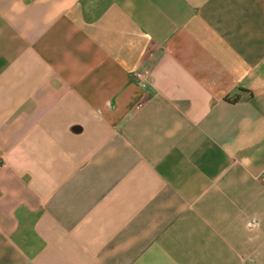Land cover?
I'll use <instances>...</instances> for the list:
<instances>
[{
  "label": "crops",
  "instance_id": "obj_1",
  "mask_svg": "<svg viewBox=\"0 0 264 264\" xmlns=\"http://www.w3.org/2000/svg\"><path fill=\"white\" fill-rule=\"evenodd\" d=\"M0 264H264V0H0Z\"/></svg>",
  "mask_w": 264,
  "mask_h": 264
},
{
  "label": "built area",
  "instance_id": "obj_2",
  "mask_svg": "<svg viewBox=\"0 0 264 264\" xmlns=\"http://www.w3.org/2000/svg\"><path fill=\"white\" fill-rule=\"evenodd\" d=\"M133 78L136 80L137 84L142 88H145L149 83V77L147 75V72H145L144 70H138L134 72Z\"/></svg>",
  "mask_w": 264,
  "mask_h": 264
}]
</instances>
